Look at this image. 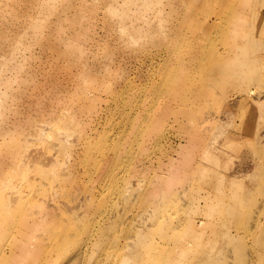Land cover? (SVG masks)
Returning a JSON list of instances; mask_svg holds the SVG:
<instances>
[{
  "label": "rangeland",
  "instance_id": "obj_1",
  "mask_svg": "<svg viewBox=\"0 0 264 264\" xmlns=\"http://www.w3.org/2000/svg\"><path fill=\"white\" fill-rule=\"evenodd\" d=\"M0 264H264V0H0Z\"/></svg>",
  "mask_w": 264,
  "mask_h": 264
},
{
  "label": "bare ground",
  "instance_id": "obj_2",
  "mask_svg": "<svg viewBox=\"0 0 264 264\" xmlns=\"http://www.w3.org/2000/svg\"><path fill=\"white\" fill-rule=\"evenodd\" d=\"M230 38H232V36L228 35V36H226L225 39H230ZM228 50H229V48H228ZM69 56H71V55L69 54ZM76 58L78 59V57H76ZM109 59H110V58H109ZM109 59H108V60H109ZM79 61H80V59H79ZM104 68H105V69H109V65H107V66L105 65ZM77 96H78V94H77ZM85 96H86V93H85Z\"/></svg>",
  "mask_w": 264,
  "mask_h": 264
}]
</instances>
